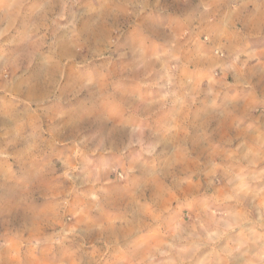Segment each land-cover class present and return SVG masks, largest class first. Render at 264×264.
Masks as SVG:
<instances>
[{
	"label": "clouds",
	"instance_id": "clouds-1",
	"mask_svg": "<svg viewBox=\"0 0 264 264\" xmlns=\"http://www.w3.org/2000/svg\"><path fill=\"white\" fill-rule=\"evenodd\" d=\"M0 264H264V0H0Z\"/></svg>",
	"mask_w": 264,
	"mask_h": 264
}]
</instances>
